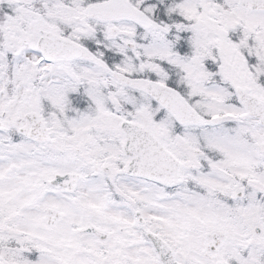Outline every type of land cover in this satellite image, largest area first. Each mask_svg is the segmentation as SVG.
<instances>
[{
    "label": "snow or ice",
    "instance_id": "obj_1",
    "mask_svg": "<svg viewBox=\"0 0 264 264\" xmlns=\"http://www.w3.org/2000/svg\"><path fill=\"white\" fill-rule=\"evenodd\" d=\"M0 264H264V0H0Z\"/></svg>",
    "mask_w": 264,
    "mask_h": 264
}]
</instances>
